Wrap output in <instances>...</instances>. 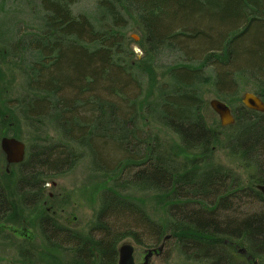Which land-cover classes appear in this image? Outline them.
<instances>
[{
  "label": "trees",
  "instance_id": "trees-1",
  "mask_svg": "<svg viewBox=\"0 0 264 264\" xmlns=\"http://www.w3.org/2000/svg\"><path fill=\"white\" fill-rule=\"evenodd\" d=\"M36 1L44 14L40 31H18L7 53L0 55V66L10 58L12 68L26 79L27 92L17 107L18 111L22 107L25 120L40 136L29 144L25 162L15 171L18 176L0 174V231L11 225L22 228L33 219L39 222L44 244L40 256L27 245L21 251L23 263L45 264V255L48 264H62L58 254L69 252L71 264H118L124 239L158 248L169 235L183 258L181 264H264V208L256 210L249 202L255 194L264 205L262 193L239 196L231 176L214 167L208 148L199 144L210 137L217 148L237 157L250 156L247 165L259 169L264 183L260 162L264 116L237 105L240 99L231 96L226 102L242 127V134L233 137L246 142L226 139L218 133L217 123L208 125L203 101L192 83L194 76L188 73L219 65L221 92L231 90L232 81L240 78L244 85L253 82L255 93L264 99V0H100L98 8L109 23L102 30L87 16H74L77 0H31ZM130 23L143 34L146 55L141 61L132 62L135 54L127 48L124 31ZM166 50L183 55L184 63L171 70L169 81L153 95L158 83L153 61ZM198 59L196 67L189 64ZM145 78L151 80L148 89L141 84ZM10 116L17 119V129L16 112L0 106V124ZM140 118H152L163 135L144 131ZM49 126L68 143L56 144L47 132ZM13 135L19 138L20 134L15 130ZM70 143L90 150L98 172L112 170L115 187L155 192L167 217L153 219L131 195L118 192L104 200L95 226L100 238L93 246L84 248V241L71 240L75 234L67 225L41 208L45 179L78 162ZM179 144L193 154L179 160ZM159 149L162 152L156 155ZM134 165L141 169L135 172ZM179 165L201 178L199 167L210 177L203 178L201 186L194 185L177 172ZM124 175L129 178L123 179ZM236 200L250 212L232 206L230 201Z\"/></svg>",
  "mask_w": 264,
  "mask_h": 264
},
{
  "label": "rangeland",
  "instance_id": "rangeland-1",
  "mask_svg": "<svg viewBox=\"0 0 264 264\" xmlns=\"http://www.w3.org/2000/svg\"><path fill=\"white\" fill-rule=\"evenodd\" d=\"M99 1L100 0H77V3L72 7V12L76 17L83 15L87 16L97 30H102L103 28L108 29V20L102 17V12L98 8ZM43 16L44 14L37 1L32 3L31 0H0V55H2V53H7L6 51L12 45V40H14L18 31H20L21 34H31L40 31L38 29L41 26V18ZM124 32L126 33L125 40L127 41V48L135 54L131 56L132 62L143 60L146 55V49L141 46L144 39L139 27L135 23H130ZM183 60V55L178 54V52L166 50L158 56L157 60L153 61L156 75L158 76V83L153 87V95L159 92L160 86L165 85L169 81L168 77H170L171 70L175 68V66L178 67V63H184ZM199 61H201V59L195 60L189 64L196 67ZM218 66L210 65L199 67L198 71H195V73L191 71L188 72L194 76L192 83L203 101V112L209 126L219 123L220 121L219 117L210 106L212 100L224 99L223 101H228L232 96V98H239L241 101L245 93H254L256 90V86L253 82H250V85H244L243 81L238 78L237 83L232 81L231 90L225 91L222 89L223 91L220 96L219 91H221V87L219 88L218 86V76L222 68H218ZM0 69L2 70L1 73H3V75L0 73V106H8L11 110L16 112L19 119V127L17 129H15L14 125L17 119L12 117L13 115L6 118V123L4 125L0 124V140L3 136L14 137L13 132L17 130L20 134L19 139L29 148V144L34 145L35 141L40 138V136L25 120L21 110L22 107L19 108L21 113L18 111L17 107L18 99H21L27 92L26 79L20 70L12 68L10 58L5 64L0 66ZM149 80V78L141 79L143 88L148 89L150 87ZM136 86V88L139 89L138 85ZM223 93H226L227 96ZM148 122L149 129L147 132L152 133L153 136L159 135V137H161L163 133L160 130L161 127L159 124L152 118L149 119ZM140 128L143 127L140 125ZM47 132L53 137V141H56V144L59 142L68 143L65 136L56 128L49 126ZM70 147L73 153L79 158L78 162L72 169L64 173L54 174L45 179L41 208L46 214H48V210L50 214H52V210L58 207V212L61 213L59 215H62L61 217L59 216L61 222L64 221L63 223H65L67 227H73L80 233H86L89 228L95 227L98 223L103 202L106 198L105 194L108 192L104 187L107 186L108 189V187L112 186V182L111 179L109 181L106 180L104 176L95 169L93 157L88 148L76 146L74 143H70ZM218 149L214 161L217 164L231 168L236 175L244 180V183H242L244 185L242 186H250L246 183V173L240 167V162L231 157L227 150L220 147ZM260 162L264 168V153ZM7 167L6 156L0 146V174L5 176L6 174L11 175L13 172L18 171V166H12L9 170L10 173H8ZM15 175H17L16 172ZM128 194L132 196V201L148 211L153 219L164 220L167 217V215L165 216L163 213L165 208L164 205L156 202L155 193L134 190ZM256 198V196L251 197L249 202L252 201V203H254L256 210L263 209L264 205ZM90 199H93V201ZM90 203H95V205H90ZM230 203L232 206L242 210L243 213V210H246V213L250 212L247 210L248 207H243L238 200L235 202L230 201ZM38 224L39 222L33 219V223L25 225L22 228H18V225H11L12 227L5 226L2 231H0V264H24L21 254L23 248L20 247H27L28 245L31 251L34 249L38 251L41 245H44ZM20 232L22 236H20ZM99 234L100 233L97 232L98 237H100ZM125 242L130 243L134 247L136 264H141L143 262L144 252L148 249H152L145 243H137L133 238L124 239L120 245ZM167 242V246L162 255L155 256L151 261L152 264L182 263L183 258L180 256L174 240L171 241L170 239ZM58 256L62 259L64 264H70L73 259L69 252H61ZM42 257L44 258L45 264H48V259L43 255Z\"/></svg>",
  "mask_w": 264,
  "mask_h": 264
},
{
  "label": "bare ground",
  "instance_id": "bare-ground-1",
  "mask_svg": "<svg viewBox=\"0 0 264 264\" xmlns=\"http://www.w3.org/2000/svg\"><path fill=\"white\" fill-rule=\"evenodd\" d=\"M221 94H222L221 91H219V95L220 96H221ZM259 98L261 99V97H259ZM223 100H219V101L221 103H224V104L227 105V107L229 108V110L231 112V116L233 118V121L228 122L226 124L222 123V121H219V123L216 124V126H217L216 128L218 130V133L219 134H224L223 137H226V139H227V136L233 139L234 138L233 137V133L235 134L237 132H241V134H242V131H241L242 127L238 125L239 124L238 123L239 119L236 118V116H235L236 113H235L234 108L230 104H228L226 101H223ZM237 105L242 106L247 111L260 114V116H264V112H257V111L251 110L248 107H246L243 104V102H239ZM139 124L143 127L144 131H147L149 129L148 128V121L140 118L139 119ZM263 139H264V133H263ZM234 140L236 142L240 143L241 145H242V143L246 142V141H242L238 137L234 138ZM169 143L173 144L171 141ZM199 144L202 145L205 148H208L207 149V153H208L209 156H211L210 161L212 160V165L214 167L221 168L222 172L224 171L226 174L231 176V184H232L233 187H235V190L237 191L239 196H241V197L249 196V198H250L253 192L259 190L258 189L259 186H264V183H262L259 180L263 176L262 174L258 173L259 169H258V171H257V169H252L246 163L248 157H250V156L244 158L243 156L242 157H237V156L229 153V155L231 157H233L234 159H236L237 161L240 162V167L246 173V177H247L246 183H248L250 186H247V185L242 186V185H244V184H242V183H244V180H242V178H240L238 175H236L235 172L231 168L226 167L224 165L217 164L214 161L215 160L214 157H215V155H217V151L219 149L216 147V145H214V143H213V141L211 140L210 137L206 138L203 141H200ZM243 149L246 150L245 148H243ZM161 152H162V150L159 149V150H157L155 152V154L159 155ZM176 152L178 153V156H179L178 159L179 160H181L185 156H191L193 154V150L188 148L184 144H179L177 146V148H176ZM176 163H178V162L176 161ZM127 166H129V165H127ZM134 167H136V166L134 165ZM139 167H140V165L138 167H136L137 169H135V172H137L139 169H141ZM198 169H199V171H200V173L202 175L201 178L198 175H196V173L193 172L191 169L180 167V165L177 166V172L178 173H181L184 176H186L189 181L193 180L194 185L201 186L202 184H204L202 179L203 178L208 179V177H210V176H209V172L204 171V170L200 169L199 167H198ZM263 170H264V168H263ZM110 171H111V173H106V172H99V173L102 174L104 176V178L107 180V179L112 178V170H110ZM174 173H176V172H174ZM122 178L123 179H127V178H129V176L128 175H124ZM198 178H200V179L196 180ZM211 178H212V180L210 182H212V181L214 182V178L213 177H211ZM248 187L250 188V190L246 189ZM104 188L106 190H108V192H106V194H105V197H114V196H116V194H118V192H120V194L130 195L128 193H130L131 191H134V190H137L139 192H145V191H142V190H139V189H124L123 187H115V184L113 182H112V186L108 187V189H107V186H105ZM104 188H101V189H104ZM147 192L155 193L153 191H147ZM206 193H208V192H205V194ZM254 196H256V195L254 194L253 197ZM90 200L93 201V199H90ZM91 204L95 205V203H90V205ZM104 208H105V203L103 202V207H102V211L101 212H103ZM59 214H61V213L58 212V207H56V209L52 210V214H51L50 217L55 219V220H57V221H60L59 220V216H60ZM63 222H61V223H63ZM63 224H65V223H63ZM68 231L70 233H72V234L73 233L75 234V235H71L72 236L71 240H75L76 242H80V243H82V241L85 242L86 245L84 246V248H91L93 246V242L100 238V237L97 236V232L100 233V231L98 229H96L95 227L89 228L86 233H80V232L76 231L73 227H68ZM20 248H23V247H20ZM242 251L246 252L243 249H242ZM35 254L37 256H40L39 249H38V251H37V249L35 250ZM37 258H38V261L41 259L40 257H37ZM61 262H62V264H64L62 259H61Z\"/></svg>",
  "mask_w": 264,
  "mask_h": 264
},
{
  "label": "water",
  "instance_id": "water-1",
  "mask_svg": "<svg viewBox=\"0 0 264 264\" xmlns=\"http://www.w3.org/2000/svg\"><path fill=\"white\" fill-rule=\"evenodd\" d=\"M243 104L251 110L257 112H264V102L253 93H245L242 99ZM211 108L219 116L222 123H228L233 121L231 112L226 104L221 103L219 100H212L210 102ZM1 149L6 156L8 166L19 165L25 161L26 158V145L17 140L16 138L4 137L0 142ZM9 172V169H7ZM259 191L264 197V186H259ZM171 237H166V240H170ZM164 245L158 249L150 250L147 252L145 260L142 264H151L150 261L154 255H161L164 252ZM134 247L125 243L119 248V262L118 264H135L134 259ZM244 254V251H241Z\"/></svg>",
  "mask_w": 264,
  "mask_h": 264
},
{
  "label": "flooded vegetation",
  "instance_id": "flooded-vegetation-1",
  "mask_svg": "<svg viewBox=\"0 0 264 264\" xmlns=\"http://www.w3.org/2000/svg\"><path fill=\"white\" fill-rule=\"evenodd\" d=\"M260 97V96H259ZM261 100L264 102V99L261 97ZM48 213H50V211L48 210ZM52 213V212H51ZM144 259V258H143Z\"/></svg>",
  "mask_w": 264,
  "mask_h": 264
}]
</instances>
